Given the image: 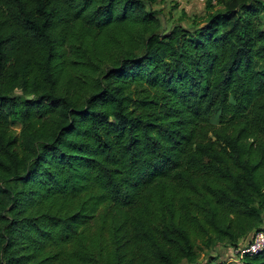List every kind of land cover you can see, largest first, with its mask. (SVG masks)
<instances>
[{
    "label": "trees",
    "instance_id": "trees-1",
    "mask_svg": "<svg viewBox=\"0 0 264 264\" xmlns=\"http://www.w3.org/2000/svg\"><path fill=\"white\" fill-rule=\"evenodd\" d=\"M155 2L0 0V264H200L264 230V0Z\"/></svg>",
    "mask_w": 264,
    "mask_h": 264
},
{
    "label": "rangeland",
    "instance_id": "rangeland-1",
    "mask_svg": "<svg viewBox=\"0 0 264 264\" xmlns=\"http://www.w3.org/2000/svg\"><path fill=\"white\" fill-rule=\"evenodd\" d=\"M205 1L206 0H156L153 4V8L160 12L163 25L169 26L172 21H178L179 18H183V11L189 18H183L181 24L183 26H189V19L191 16L204 14ZM217 6H219V3L214 4L213 7ZM13 127L16 132L19 131V126L17 124ZM214 257H216L218 261H224L227 264H241L238 257H236L235 254L229 253L228 248L223 244H216L208 249L207 252H202L198 258V262L200 264H215V262H213ZM181 264L187 263L183 261Z\"/></svg>",
    "mask_w": 264,
    "mask_h": 264
},
{
    "label": "built area",
    "instance_id": "built-area-1",
    "mask_svg": "<svg viewBox=\"0 0 264 264\" xmlns=\"http://www.w3.org/2000/svg\"><path fill=\"white\" fill-rule=\"evenodd\" d=\"M216 2L217 0H211L212 4H216ZM242 240L238 247L227 246L229 253L235 254L239 262L244 254H254L264 248V230L255 231Z\"/></svg>",
    "mask_w": 264,
    "mask_h": 264
}]
</instances>
